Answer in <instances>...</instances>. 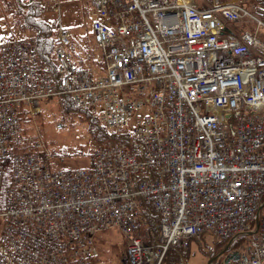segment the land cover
<instances>
[{
	"label": "built area",
	"instance_id": "obj_1",
	"mask_svg": "<svg viewBox=\"0 0 264 264\" xmlns=\"http://www.w3.org/2000/svg\"><path fill=\"white\" fill-rule=\"evenodd\" d=\"M90 3L100 76L67 33L55 72L34 38L0 43V264H92L109 229L125 264H161L207 233L246 236L239 264H264V18L242 0ZM63 95L136 152L114 141L88 168L52 169L40 139L23 143L21 115ZM146 206L156 235L140 227Z\"/></svg>",
	"mask_w": 264,
	"mask_h": 264
},
{
	"label": "rangeland",
	"instance_id": "obj_2",
	"mask_svg": "<svg viewBox=\"0 0 264 264\" xmlns=\"http://www.w3.org/2000/svg\"><path fill=\"white\" fill-rule=\"evenodd\" d=\"M196 1L200 4L204 0ZM242 2L247 4L246 7L252 13L264 18V0ZM32 13L49 24L53 35L58 37L61 33H67L71 41L70 50L75 59L95 75L102 74L103 55L91 32L93 23L100 20V15L90 0H0V37H3L0 43L24 37L35 39L36 33L25 24L27 15ZM37 109L36 114L23 118L25 144H32L40 139L44 150L51 157L52 169L88 168L93 162L95 151L109 142L98 140L90 133L91 124L100 128L99 124L94 123L97 119L92 117L91 123L87 112L79 111L75 107L67 111L60 99L43 101L38 104ZM145 113L146 110L139 114ZM59 123L64 125L62 130L57 129ZM238 240L230 251L244 254V246L249 242L245 238ZM96 244L99 254L93 264H124L126 238L118 229H109L98 234ZM227 246L228 243L218 241L207 233L200 240H193L190 250L181 251L186 264H209ZM168 253L161 264H174L171 260L166 261ZM224 261L220 264H224ZM213 263L219 264V261L215 259Z\"/></svg>",
	"mask_w": 264,
	"mask_h": 264
},
{
	"label": "trees",
	"instance_id": "obj_3",
	"mask_svg": "<svg viewBox=\"0 0 264 264\" xmlns=\"http://www.w3.org/2000/svg\"><path fill=\"white\" fill-rule=\"evenodd\" d=\"M244 5L247 6L246 3H244ZM34 16H35V18H34ZM36 16H37V14L34 15L33 13H32V15H27V22L25 24L28 25L29 29H31L32 31H34L36 33L35 39L37 41L38 51L40 52V54L43 57L48 59V61L50 62L51 66H52V70L55 72L56 71V64H55L53 52H54L55 46L58 43V37L53 35L52 29L47 22H45L43 20H39ZM58 99H60V101H62V103L65 105V108L67 111H71L74 108L71 96L63 95ZM75 109H77V108H75ZM77 110H79V109H77ZM84 112H87V111H84ZM87 114H88V118H89L91 123H93L92 117L98 120L94 123L99 124L100 128H98V126H94L93 124H91L90 125V128H91L90 133L92 134V136H95V138H97L98 140L109 141L104 146L108 145L111 142L119 141V142H122L129 149V151L131 153L136 152V144L132 140V138L129 134H121V135L116 134L115 132L108 130L107 127L101 122V120L99 119V117L97 115H94V114L92 115V113H90V112H87ZM28 115H29L28 111L23 110L22 118H21L22 122H23V118L25 116H28ZM140 227L143 230L150 231L156 235V233L158 231V216L152 207L146 206V209L141 216ZM246 239L247 238H245V240ZM181 249H182L181 247L171 248L168 251L169 253H168V256L166 258V261L169 262L171 260L172 262H174V264H186L185 260H184V255H183V252L181 251Z\"/></svg>",
	"mask_w": 264,
	"mask_h": 264
},
{
	"label": "flooded vegetation",
	"instance_id": "obj_4",
	"mask_svg": "<svg viewBox=\"0 0 264 264\" xmlns=\"http://www.w3.org/2000/svg\"><path fill=\"white\" fill-rule=\"evenodd\" d=\"M221 257L219 258L220 262L222 261H229L228 264H238V260H236V255L234 254V252H226V253H223L222 255H220Z\"/></svg>",
	"mask_w": 264,
	"mask_h": 264
},
{
	"label": "water",
	"instance_id": "obj_5",
	"mask_svg": "<svg viewBox=\"0 0 264 264\" xmlns=\"http://www.w3.org/2000/svg\"><path fill=\"white\" fill-rule=\"evenodd\" d=\"M217 257H215V258H213L210 262H209V264H212V262L216 259ZM238 256L236 257V260H238ZM229 263V261L227 260V261H225V264H228Z\"/></svg>",
	"mask_w": 264,
	"mask_h": 264
},
{
	"label": "snow or ice",
	"instance_id": "obj_6",
	"mask_svg": "<svg viewBox=\"0 0 264 264\" xmlns=\"http://www.w3.org/2000/svg\"><path fill=\"white\" fill-rule=\"evenodd\" d=\"M0 39H3V37H0Z\"/></svg>",
	"mask_w": 264,
	"mask_h": 264
},
{
	"label": "crops",
	"instance_id": "obj_7",
	"mask_svg": "<svg viewBox=\"0 0 264 264\" xmlns=\"http://www.w3.org/2000/svg\"><path fill=\"white\" fill-rule=\"evenodd\" d=\"M200 4H201V3H200ZM200 4H199V5H200ZM203 6H205V5H203Z\"/></svg>",
	"mask_w": 264,
	"mask_h": 264
}]
</instances>
